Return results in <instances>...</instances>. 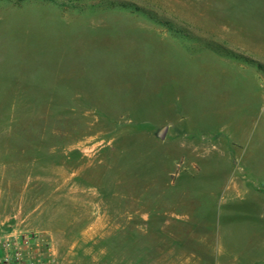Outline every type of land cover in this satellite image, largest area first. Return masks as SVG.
I'll list each match as a JSON object with an SVG mask.
<instances>
[{
    "label": "rangeland",
    "instance_id": "obj_1",
    "mask_svg": "<svg viewBox=\"0 0 264 264\" xmlns=\"http://www.w3.org/2000/svg\"><path fill=\"white\" fill-rule=\"evenodd\" d=\"M81 3L0 0V239L54 264H264V73L201 48L264 67V0Z\"/></svg>",
    "mask_w": 264,
    "mask_h": 264
},
{
    "label": "trees",
    "instance_id": "obj_2",
    "mask_svg": "<svg viewBox=\"0 0 264 264\" xmlns=\"http://www.w3.org/2000/svg\"><path fill=\"white\" fill-rule=\"evenodd\" d=\"M8 1L10 3H12V5L15 7H17L21 3H25V2L40 1L43 3L56 4V5L62 6L63 8L77 10V11H83L85 9V6L81 3V0H66L67 3H63V2L59 3L57 0H8ZM100 9H104V10L124 9V10H129L131 13H139V14H142L143 16H145L146 18H148L150 21L154 22L155 24L161 25L164 28H166L167 32H169V34H171L174 37H176V36L185 37L186 36L180 31L177 32L176 30H173L171 27H169L167 22L159 19L155 13H153L151 11H147V10L142 9V8H139L133 4L110 3L104 7H101ZM201 48H204L210 52H213V53H215L221 57H228L231 59L240 60L245 64L255 66L258 71L264 73V67L262 65H259L255 61L248 59L246 57H239L237 55H234L232 52L228 51L227 49H225L221 45H218L215 43L214 44L208 43V44L202 45ZM188 50H189V53H191V54H193L197 51V49H189V48H188Z\"/></svg>",
    "mask_w": 264,
    "mask_h": 264
},
{
    "label": "built area",
    "instance_id": "obj_3",
    "mask_svg": "<svg viewBox=\"0 0 264 264\" xmlns=\"http://www.w3.org/2000/svg\"><path fill=\"white\" fill-rule=\"evenodd\" d=\"M0 264H54V260L45 257L40 246L28 239L9 236L0 239Z\"/></svg>",
    "mask_w": 264,
    "mask_h": 264
},
{
    "label": "crops",
    "instance_id": "obj_4",
    "mask_svg": "<svg viewBox=\"0 0 264 264\" xmlns=\"http://www.w3.org/2000/svg\"><path fill=\"white\" fill-rule=\"evenodd\" d=\"M168 131H170L169 137L171 139L173 137V135H172L173 134V127L167 125V132ZM191 146H194V145L193 144H189V145L187 144V145L183 146V148H186L187 150H189L191 148ZM91 230H92L91 232H94L95 231L94 227Z\"/></svg>",
    "mask_w": 264,
    "mask_h": 264
}]
</instances>
